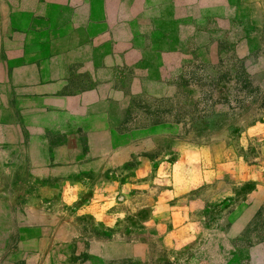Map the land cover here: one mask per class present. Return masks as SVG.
Returning <instances> with one entry per match:
<instances>
[{"label":"rangeland","instance_id":"rangeland-1","mask_svg":"<svg viewBox=\"0 0 264 264\" xmlns=\"http://www.w3.org/2000/svg\"><path fill=\"white\" fill-rule=\"evenodd\" d=\"M60 1L0 0V264H264V0L139 21L156 66Z\"/></svg>","mask_w":264,"mask_h":264},{"label":"crops","instance_id":"crops-1","mask_svg":"<svg viewBox=\"0 0 264 264\" xmlns=\"http://www.w3.org/2000/svg\"><path fill=\"white\" fill-rule=\"evenodd\" d=\"M71 0H64L65 4H69ZM139 0H101V4L99 5V10H101L102 19L104 20L105 26L111 27V28H128L127 33L129 38L125 40V48L123 53L126 54V56L134 57L137 54L136 52L140 53L141 58H148L150 60V63H148V66H156L157 62H154L153 56L149 57V51L145 52L143 47H138L135 43L136 38V32H135V26H137L138 22L141 20H148L150 23H152L155 27V30L159 31V35L156 37L151 36L153 41H157V43H162L163 41L170 42V39L174 40L176 38H182L179 33L181 34V30L178 27L179 21H172L170 19L172 18H178V17H172L171 12L179 11L181 9H185L186 6H195L198 4L200 0H144L141 7H138ZM209 5H212L211 0H207ZM51 3L57 4L60 3V0H50ZM63 2V3H64ZM62 3V4H63ZM83 3L85 5L83 6L84 11L92 9V13L95 11V5L93 3ZM67 6V5H66ZM87 6V9H86ZM216 6L214 7V9ZM56 9V7H55ZM152 9L155 13V15L152 18H149L147 16L148 11H151ZM171 11V12H170ZM91 13V14H92ZM89 15V14H88ZM175 16V15H174ZM176 23V24H175ZM178 23V24H177ZM143 36V34H141ZM156 38V39H154ZM32 199L33 205H36V203H40V199L38 196L34 195L30 198ZM1 203L4 205L5 199L1 198ZM63 201H65L66 205H68L70 202L67 200V198L64 196ZM6 206V205H5ZM35 206H33V210ZM4 231V230H3ZM1 231V235L8 236L7 233H4ZM40 235V234H39ZM49 242H52L49 238ZM37 242H41L40 237H36V234H34L33 238L30 239V243H33L34 245ZM2 247V246H0ZM2 251L3 247H2ZM5 264H10L8 260ZM4 264V263H2Z\"/></svg>","mask_w":264,"mask_h":264}]
</instances>
